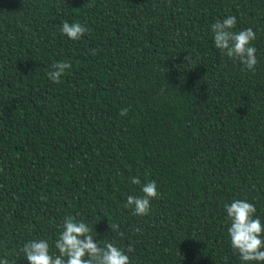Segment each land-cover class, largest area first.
Masks as SVG:
<instances>
[{
	"label": "trees",
	"instance_id": "obj_1",
	"mask_svg": "<svg viewBox=\"0 0 264 264\" xmlns=\"http://www.w3.org/2000/svg\"><path fill=\"white\" fill-rule=\"evenodd\" d=\"M230 15L256 33L254 71L214 45ZM132 177L157 184L149 215L124 207ZM236 199L264 223V0H0V259L29 264L34 239L58 255L70 215L131 264H245Z\"/></svg>",
	"mask_w": 264,
	"mask_h": 264
},
{
	"label": "clouds",
	"instance_id": "obj_2",
	"mask_svg": "<svg viewBox=\"0 0 264 264\" xmlns=\"http://www.w3.org/2000/svg\"><path fill=\"white\" fill-rule=\"evenodd\" d=\"M237 17L230 15L222 20L218 19L211 25L214 36V45L220 52L230 59L238 60L247 70L254 71L259 61L257 49L252 46L256 33L252 28L234 31ZM60 31L73 41H78L88 33L86 25L79 22L69 23L62 21ZM96 54V50H92ZM189 60V57H187ZM72 64L68 61H58L52 64L47 72L48 78L59 84L66 70H71ZM128 108H122L121 116L128 114ZM132 184L141 185L142 196L129 195L125 208L132 209V214L145 216L150 214L151 201L160 197L155 181L142 183L139 177H132ZM227 219L230 221L228 233L234 253L245 264L264 262V223L256 216L257 208L245 200H233L225 204ZM118 225L110 223L111 231L118 229ZM139 231V229H136ZM123 235V233H120ZM93 230L83 221H77L72 216H66L63 221V230L54 242L58 255L51 253V245L47 239L30 240L23 245L20 252L29 264H131L127 253L134 251L129 245L127 253L113 242H105L104 246L95 240ZM0 264H10L9 259H0ZM15 264V262H12Z\"/></svg>",
	"mask_w": 264,
	"mask_h": 264
}]
</instances>
